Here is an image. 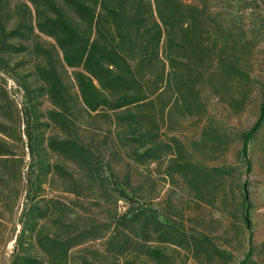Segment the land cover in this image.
<instances>
[{
  "label": "rangeland",
  "instance_id": "374dc122",
  "mask_svg": "<svg viewBox=\"0 0 264 264\" xmlns=\"http://www.w3.org/2000/svg\"><path fill=\"white\" fill-rule=\"evenodd\" d=\"M25 3L0 0L6 30L15 24L16 5L27 21L29 16L34 21L33 8L28 4L30 15ZM184 3L201 12L200 28L187 31L194 39L183 50L187 57L172 70L187 77L184 96L175 98L162 84L166 92L154 96V107L140 110L155 122L154 144L166 147L144 164L128 156L113 120L100 111H85L73 70L58 67L62 54L51 38L34 30L24 38L7 39L24 49L0 51L5 61L0 64V138L15 160L0 162V264H25L21 256L51 264L49 249L39 245L36 234L26 232L19 243L33 205L46 211L37 225L44 243L47 235L79 240L64 264H239L249 250V264H264V126L248 145V171L241 155L242 136L256 122L263 100L264 0ZM46 51L73 99L68 129L47 119L52 106L37 73L50 62ZM145 125L150 126L147 120ZM37 129L41 135L35 143ZM49 137L74 138L90 148L104 188L97 177L51 152ZM31 147L49 172L32 158ZM124 175L132 185L126 197L105 192L117 188ZM138 206L151 210L160 225L115 228L119 218L129 217V210ZM119 246L126 249L113 254Z\"/></svg>",
  "mask_w": 264,
  "mask_h": 264
},
{
  "label": "trees",
  "instance_id": "16d2710c",
  "mask_svg": "<svg viewBox=\"0 0 264 264\" xmlns=\"http://www.w3.org/2000/svg\"><path fill=\"white\" fill-rule=\"evenodd\" d=\"M25 1L24 9L28 10L30 15L29 5L33 8L34 21L32 16H29L27 21L17 5L14 12L18 13V16L13 28L6 30L0 19V51L7 48L22 51L23 46L10 44L7 39L24 38L34 30L51 38L62 54L61 60H56L58 67L65 66L73 70L85 111L88 114L100 111L104 117L113 120L114 125L120 127L123 135L121 141L124 143L122 146L129 148L128 156L135 162L144 164L156 159L166 147L154 144L155 128L151 124L155 122L150 116L140 114V110L152 109L154 96H161L166 92L165 89L171 90L175 98H183V82L187 77L172 70L178 61L187 57L183 50L194 40L192 36L187 35V31L194 32L200 28L201 12L195 6L184 3V0ZM46 54L50 62L43 67L39 66L37 73L47 85V95L52 106L47 112V119L63 130L68 129L67 113L73 99L50 52L46 51ZM4 62L0 57V64ZM166 63L170 68L167 72ZM234 71L238 77H243L244 72L241 69ZM172 78L175 86L173 89ZM162 84H165V89H162ZM186 89L193 92L192 87L188 86ZM146 120L150 125L148 127L145 125ZM262 126L264 92L259 116L242 136L241 155L247 171L250 169V161L247 158L248 145ZM0 132L4 133L1 129ZM36 133L35 143L41 135L39 129ZM47 148L53 153L65 156L91 177H97L100 186L104 188L105 178L99 174L100 164L94 163V152L86 145L70 137H49ZM30 153L33 159H38L41 169H47L42 163V157L33 147ZM13 157L7 142L0 138V162L14 163ZM107 167L111 172L109 164ZM116 186L117 188L105 192L117 191L121 197H126L125 190H132L128 175H124L122 183ZM245 202H248L246 198ZM128 214L129 217L124 214L117 220L115 228L125 230L132 224H138L142 229L148 230L154 224L160 225L152 211L145 206H138L135 211L129 210ZM26 217L19 235V243L26 232L34 233L38 236L39 245L48 247V260L51 264H64L68 250L79 244V240L73 238L74 236L60 238L47 235L44 243V240L39 238L37 225L38 220L46 218V211L33 205L27 211ZM125 241L129 243L127 238ZM125 249L124 246L114 247L111 252L121 255ZM21 257L25 264H39V261L32 257ZM249 263L250 250L239 264Z\"/></svg>",
  "mask_w": 264,
  "mask_h": 264
},
{
  "label": "water",
  "instance_id": "95a60500",
  "mask_svg": "<svg viewBox=\"0 0 264 264\" xmlns=\"http://www.w3.org/2000/svg\"><path fill=\"white\" fill-rule=\"evenodd\" d=\"M245 198H246V200H248V197H247V195L245 196ZM246 213H247V211H246ZM247 226L249 227V224H248Z\"/></svg>",
  "mask_w": 264,
  "mask_h": 264
}]
</instances>
